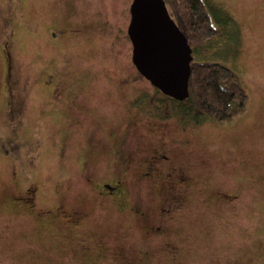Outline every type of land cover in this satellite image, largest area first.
Listing matches in <instances>:
<instances>
[{"label": "rangeland", "instance_id": "obj_1", "mask_svg": "<svg viewBox=\"0 0 264 264\" xmlns=\"http://www.w3.org/2000/svg\"><path fill=\"white\" fill-rule=\"evenodd\" d=\"M133 1L0 0V264H134L145 252L152 264H264V0H206L227 25L194 61L234 69L249 102L229 122L199 125L134 65ZM165 140L192 183L167 236L149 238L131 214L94 196L83 160L91 141L92 172L108 181L119 174L117 148L140 160ZM129 181L156 225L157 195ZM27 188L41 215L66 203L90 219L71 230L13 208ZM215 190L241 198L219 203ZM84 235L91 262L79 254Z\"/></svg>", "mask_w": 264, "mask_h": 264}, {"label": "flooded vegetation", "instance_id": "obj_2", "mask_svg": "<svg viewBox=\"0 0 264 264\" xmlns=\"http://www.w3.org/2000/svg\"><path fill=\"white\" fill-rule=\"evenodd\" d=\"M165 142L166 140L153 150L149 157L140 160H136L132 153L124 150V146L117 148L114 153V160L115 169L119 174L108 181L101 180L97 173L92 172L91 164L92 158L95 156L93 152L95 146L92 145L91 141H89L91 150H88L91 151V154L83 160V165L88 173L86 181L92 186L94 196L109 200L120 213L131 214L149 238L167 236V224L186 205L188 201L187 189L192 183V178L185 172L183 165L173 160ZM129 176L134 179V183L146 182L157 195L160 205L158 210L159 222L156 225L151 221L152 216L148 210L143 208L132 196ZM36 197L37 191L27 188L23 194L13 197L11 205L16 209L36 213L40 217L58 220L71 230H79L83 223L90 219V215L83 209L71 208L66 203H61L54 209L44 211L45 213L41 215L40 211L36 209V204H34ZM212 197L215 201L225 204H232L241 198L240 195L225 190H215ZM101 247L100 249H103ZM78 248L81 258L91 262V254L93 253L91 235L80 237ZM172 250L173 254L177 253L175 248ZM152 259L151 252H145L142 254L141 261L134 264H152L150 263Z\"/></svg>", "mask_w": 264, "mask_h": 264}, {"label": "trees", "instance_id": "obj_3", "mask_svg": "<svg viewBox=\"0 0 264 264\" xmlns=\"http://www.w3.org/2000/svg\"><path fill=\"white\" fill-rule=\"evenodd\" d=\"M168 1L174 8V20L188 39L193 53L208 51L205 44L221 35L222 31L218 26L225 28L224 25H227L224 21L221 22V9L216 15L206 0ZM225 22L231 23V19L227 18ZM190 92V98L184 102L171 99L178 105L182 104L179 110L181 118L184 120L190 117L191 119H188L197 125L207 118L220 124L229 122L243 113L249 102V94L235 70L210 61L193 60ZM188 100H191L192 104L184 106ZM170 115L161 114V118L167 119Z\"/></svg>", "mask_w": 264, "mask_h": 264}, {"label": "water", "instance_id": "obj_4", "mask_svg": "<svg viewBox=\"0 0 264 264\" xmlns=\"http://www.w3.org/2000/svg\"><path fill=\"white\" fill-rule=\"evenodd\" d=\"M128 34L133 63L164 95L184 102L190 98L193 49L165 0H134Z\"/></svg>", "mask_w": 264, "mask_h": 264}]
</instances>
